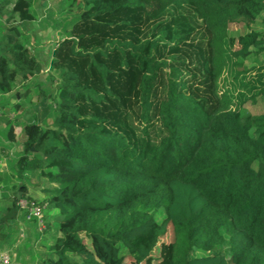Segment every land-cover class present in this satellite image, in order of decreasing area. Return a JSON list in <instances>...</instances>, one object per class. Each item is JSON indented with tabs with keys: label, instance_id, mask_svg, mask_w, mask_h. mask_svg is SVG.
<instances>
[{
	"label": "trees",
	"instance_id": "trees-1",
	"mask_svg": "<svg viewBox=\"0 0 264 264\" xmlns=\"http://www.w3.org/2000/svg\"><path fill=\"white\" fill-rule=\"evenodd\" d=\"M10 1L0 97L21 83L36 114L8 121L0 251L28 198L46 204L42 230L26 221L38 264H264V111L244 108L264 99V63L244 62L264 56V31L229 33L264 22V0H68L47 84L31 36L8 24L33 23L34 0ZM35 173L54 183L45 201L25 184Z\"/></svg>",
	"mask_w": 264,
	"mask_h": 264
},
{
	"label": "rangeland",
	"instance_id": "rangeland-1",
	"mask_svg": "<svg viewBox=\"0 0 264 264\" xmlns=\"http://www.w3.org/2000/svg\"><path fill=\"white\" fill-rule=\"evenodd\" d=\"M37 1V0H36ZM68 0H50L47 2V5L44 7L37 6L38 20L33 23H21L20 21L15 22L18 27H21L23 31L26 32V35L31 36L29 45H32L34 48V52L38 59L44 65L43 73L40 74V82H44L47 84V79L52 76V70H50V63H51V55L50 49L55 44V42L62 36L63 29L59 24V19L63 17L66 13ZM13 25V24H12ZM10 25V26H12ZM250 30L255 31H264V22L262 21L261 17H259L257 23L253 24L251 28H247L243 23H232L229 25V33L232 35H241ZM245 65L250 68L251 66L258 65L260 63H264V56L263 55H251L249 58L246 59ZM24 89L22 84L19 83L14 87V92H23ZM36 101V100H35ZM24 108L27 110V114L32 117H25L28 121H32L35 118V109L33 107V103L29 102V99L25 98L23 100ZM245 112L250 114H258L264 111V99L259 98L255 102H249L245 105ZM29 112V113H28ZM32 112V113H31ZM22 145L19 142L15 145L13 149L9 152L12 156H15L18 152L22 150ZM8 155L5 153H1V160H0V168L3 170H8ZM30 181L26 182V186L29 192L39 201H45L47 194L45 190L47 188L53 187L54 183L50 182L48 179L40 177L37 173L30 176ZM17 183H21V181H17ZM57 210L51 212V215L57 214ZM50 214V213H49ZM163 217V211H160L158 214V219ZM52 221V229H50L44 235V238L47 239L49 244L53 243L56 236L57 231L54 223V219H50ZM28 224L24 225V231L19 235L13 247L10 248H3L2 251H7L10 261L8 264H38V260L31 259V254L24 252V245H25V238H26V228ZM23 229V228H22ZM46 248L44 246H34L33 252L44 251ZM20 252V253H19ZM2 252L0 251V256ZM0 264H3L0 261Z\"/></svg>",
	"mask_w": 264,
	"mask_h": 264
},
{
	"label": "crops",
	"instance_id": "crops-1",
	"mask_svg": "<svg viewBox=\"0 0 264 264\" xmlns=\"http://www.w3.org/2000/svg\"><path fill=\"white\" fill-rule=\"evenodd\" d=\"M49 1L50 0H37V1L34 0V8H35L36 12H37V8H38L37 6H39L40 8L44 7L47 5V2H49ZM13 2H14V0L10 1V4L7 6V8L10 9L13 5ZM3 18L6 21L7 16L5 15ZM37 18H38V15H37ZM37 18H36V20H38ZM17 21H18L17 19H14L11 22H9L8 24L15 23ZM24 99L25 98H23L19 95L14 96V89H13V91L7 93L4 98L0 97V160H1V153L2 152L5 153V155H6V148L8 147V144H9V140L7 139V136H6L8 131H9V127H10L9 126L10 124L8 121L14 120V118L17 115H19L21 121H23V120L26 121L29 119L28 117H32L29 114H27V111H31V110H27V109L22 110L21 109L19 111V113H17V114L14 111H12L14 103L15 102L23 103ZM30 101L31 100L29 99V102ZM25 117H27L28 119ZM32 121H34V119H32ZM13 124H15V123L13 122ZM14 127H16L15 129L17 130L16 124L14 125ZM18 130H19V128H18ZM14 147H15V145L11 149H13ZM11 149H10V151H11ZM1 170H3V169H1ZM26 224H27L26 221L19 220V225H20V229H21L20 234L24 231V229H25L24 225H26ZM15 245H17V243ZM2 253H3V251H2Z\"/></svg>",
	"mask_w": 264,
	"mask_h": 264
},
{
	"label": "built area",
	"instance_id": "built-area-1",
	"mask_svg": "<svg viewBox=\"0 0 264 264\" xmlns=\"http://www.w3.org/2000/svg\"><path fill=\"white\" fill-rule=\"evenodd\" d=\"M20 210L25 214L26 221H30L33 218L37 219L39 229L44 228V213L46 210V204H39L33 199L20 198L19 199ZM0 261L3 264H8L10 257L7 251L3 252L0 256Z\"/></svg>",
	"mask_w": 264,
	"mask_h": 264
}]
</instances>
